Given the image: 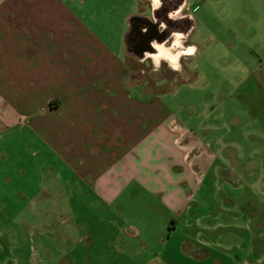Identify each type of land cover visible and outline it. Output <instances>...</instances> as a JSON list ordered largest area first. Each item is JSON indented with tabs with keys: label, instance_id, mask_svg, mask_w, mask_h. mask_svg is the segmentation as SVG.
<instances>
[{
	"label": "crops",
	"instance_id": "crops-1",
	"mask_svg": "<svg viewBox=\"0 0 264 264\" xmlns=\"http://www.w3.org/2000/svg\"><path fill=\"white\" fill-rule=\"evenodd\" d=\"M140 1L0 0V264L263 263L216 205L228 142L264 192V65L179 117L128 66Z\"/></svg>",
	"mask_w": 264,
	"mask_h": 264
},
{
	"label": "rangeland",
	"instance_id": "rangeland-1",
	"mask_svg": "<svg viewBox=\"0 0 264 264\" xmlns=\"http://www.w3.org/2000/svg\"><path fill=\"white\" fill-rule=\"evenodd\" d=\"M179 2L180 0H164L163 6L154 15L158 22L163 21L167 25L164 31L166 35L175 31L189 32L186 44H195L197 54L182 58L181 73L168 70L163 62L159 72H152L150 67L140 63L139 58L143 54L138 57L132 54L128 56V66L136 73L133 79L143 82L148 91L152 89L159 92L158 97L165 101L174 114L188 118L189 122H196L199 118H204L202 113L207 104L217 105L219 91H229L240 79L249 76L257 65H264V61H260L264 60V46L254 38L255 30L252 25L264 13H256L253 0H190V7L186 8L185 14L191 13L193 19L169 20L167 12ZM138 5L139 11L151 19L149 0L140 1ZM191 9L198 10L192 12ZM40 101L43 105L48 104L47 97L40 98ZM245 131L246 129L241 128L243 137L247 138ZM235 144L228 142L222 146L226 166L221 170V176L225 178L227 186L220 191L221 202L216 206H220L222 221L226 224L245 227V221H249L253 233L261 232L262 235L253 240L255 246L261 249L264 247V192L256 189L251 191L245 185L252 181L253 176L261 174L259 166L247 156L250 143L243 142L237 146L238 153H243L239 159L235 158ZM216 148V144L211 143V149ZM22 162L21 166L25 167V160ZM241 184L244 185L242 189ZM214 208L215 205L212 209ZM254 220L262 225V229L252 225ZM247 258L250 259L249 255ZM245 263L249 264L248 261Z\"/></svg>",
	"mask_w": 264,
	"mask_h": 264
},
{
	"label": "clouds",
	"instance_id": "clouds-1",
	"mask_svg": "<svg viewBox=\"0 0 264 264\" xmlns=\"http://www.w3.org/2000/svg\"><path fill=\"white\" fill-rule=\"evenodd\" d=\"M164 0H149V7L151 11V22L157 24V31L164 32L167 29V25L160 21L154 15V12L163 6ZM190 7V0H180L179 4L167 12V18L172 21H182L185 18L191 20V15H186V8ZM198 9H191L192 12ZM146 31V29H144ZM189 32H169L168 35L160 42L155 39L149 41V46L154 51H144L140 63L145 64L146 67H150L152 72H159L161 70L162 62L166 65L167 69L181 73L183 71V65L181 63L182 58L193 57L197 54V47L195 44H186L189 37Z\"/></svg>",
	"mask_w": 264,
	"mask_h": 264
},
{
	"label": "flooded vegetation",
	"instance_id": "flooded-vegetation-1",
	"mask_svg": "<svg viewBox=\"0 0 264 264\" xmlns=\"http://www.w3.org/2000/svg\"><path fill=\"white\" fill-rule=\"evenodd\" d=\"M150 20L149 16L136 17L132 20L128 33V50L132 55H142L143 50H151L149 41L152 39L162 41L167 36L165 32H158L157 24Z\"/></svg>",
	"mask_w": 264,
	"mask_h": 264
},
{
	"label": "water",
	"instance_id": "water-1",
	"mask_svg": "<svg viewBox=\"0 0 264 264\" xmlns=\"http://www.w3.org/2000/svg\"><path fill=\"white\" fill-rule=\"evenodd\" d=\"M145 50H143L142 52H144Z\"/></svg>",
	"mask_w": 264,
	"mask_h": 264
}]
</instances>
